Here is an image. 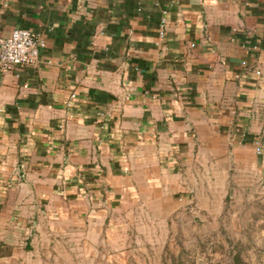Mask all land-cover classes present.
<instances>
[{
	"label": "crops",
	"instance_id": "obj_1",
	"mask_svg": "<svg viewBox=\"0 0 264 264\" xmlns=\"http://www.w3.org/2000/svg\"><path fill=\"white\" fill-rule=\"evenodd\" d=\"M15 28L45 45L0 71V230L264 164V0H0Z\"/></svg>",
	"mask_w": 264,
	"mask_h": 264
},
{
	"label": "rangeland",
	"instance_id": "obj_2",
	"mask_svg": "<svg viewBox=\"0 0 264 264\" xmlns=\"http://www.w3.org/2000/svg\"><path fill=\"white\" fill-rule=\"evenodd\" d=\"M254 152L263 154L264 132ZM233 158L203 157V174L195 164L178 192H138L108 212L72 206L2 229L0 264H264V164Z\"/></svg>",
	"mask_w": 264,
	"mask_h": 264
},
{
	"label": "built area",
	"instance_id": "obj_3",
	"mask_svg": "<svg viewBox=\"0 0 264 264\" xmlns=\"http://www.w3.org/2000/svg\"><path fill=\"white\" fill-rule=\"evenodd\" d=\"M163 34L164 30L159 32L160 37ZM44 45V40L38 39L31 31L23 28H15L9 34L0 36V71L33 64ZM241 65L248 67L245 61H242ZM254 73L259 75L260 70L255 69ZM255 150L260 152L262 149L257 145Z\"/></svg>",
	"mask_w": 264,
	"mask_h": 264
}]
</instances>
